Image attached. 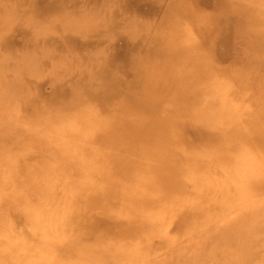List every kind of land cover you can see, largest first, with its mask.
Wrapping results in <instances>:
<instances>
[{
  "label": "rangeland",
  "instance_id": "rangeland-1",
  "mask_svg": "<svg viewBox=\"0 0 264 264\" xmlns=\"http://www.w3.org/2000/svg\"><path fill=\"white\" fill-rule=\"evenodd\" d=\"M226 6L225 0H0V80H7V83L0 82V142L5 138L9 142V145H5L7 150L0 148V193L5 195L0 197V217L7 221V227L12 226L10 220L20 222L25 225L27 234L31 230L26 226L35 215L37 219L44 215L50 221L56 213L66 215L73 205H78L73 201H84L90 190L101 187L99 180L110 175L106 165L98 167L97 162L91 163L96 157L90 158L88 153L63 148L62 144L59 147L54 145L66 138L77 142L78 137L91 135L95 131L94 123H114L123 112L118 106L123 99L122 91L135 83L141 86L143 80H139V76L144 71L152 76L161 77V73L170 75L171 82L158 89L160 96L163 95L164 104L177 96L174 94L177 90L183 91V96L196 94L190 96L194 98L186 108L195 106L199 101L208 108L210 100L216 101L197 96L201 92L192 88L189 83L191 77L206 81L211 78L215 67L238 68L253 59L247 52H242L244 49L240 41L231 38L234 21ZM194 20H201L208 28L212 27L211 32L214 28L213 41L200 38L194 44L193 38L200 37L192 24ZM189 31L192 35L187 38L184 33ZM170 33H173L175 42L170 52L173 54L171 63L162 59V49L165 43L170 42L165 41ZM189 40L191 45L187 44ZM184 44L187 47H183ZM184 48L195 52L192 51L188 67H182L183 75L180 76L175 70L181 66L174 60L176 62L180 54L187 51ZM259 66L264 70V66ZM198 71L200 77L194 75ZM257 76L252 74L251 77ZM152 78L155 80V76ZM96 88L103 89V94L108 96L103 99H109L108 102L88 101L89 93L97 92ZM248 88L251 89V86ZM79 93H83V96L77 98ZM67 95L70 99L64 100ZM242 98L244 105L237 104L242 108L254 102L250 94ZM19 109L22 111L19 112ZM196 123L197 120L184 128L189 141L210 139V135H201ZM66 124L70 126L62 130ZM19 139L28 145L32 143L27 152L17 147L12 151L14 141ZM51 143L54 144L53 148ZM144 145L149 143L144 142ZM93 154L97 155V152ZM7 157L19 159L25 165L23 171L15 172L12 163L5 166L3 161ZM106 163L100 162V165ZM91 169L96 172L92 173ZM31 170L34 171L28 173ZM227 171L229 168L225 167L214 173L223 177ZM76 173H84V176H76ZM110 176L111 181L120 182V174ZM84 184L92 188H86ZM185 189L192 193L193 184L187 182ZM114 204L110 202L102 208L114 209ZM262 206L264 203L260 200L252 206L245 204L232 212L229 223L223 221L216 228L204 226L205 231L197 232L189 240L185 237L182 243L174 245L176 247L165 243L171 244L179 233H187L190 227H184V224H170L167 227L166 222L161 229L145 225L144 233L151 237L147 240L138 236L140 247L136 246L135 249L123 246L122 258L130 259L137 250L150 252V256L158 255L150 264L157 261L155 264H183L184 261L208 264L205 259L216 263L221 258L218 254L223 253L230 259L227 264H264V211H256ZM244 214L246 218L241 226L246 231L250 228L246 220L258 218L259 231L250 245L245 242L247 234L233 232L235 227L230 224L242 219ZM166 216L156 215V218L163 221ZM213 216L217 215L214 213ZM144 218L149 220L153 217ZM96 219L103 221L105 218L98 213ZM49 229L45 226V230ZM137 229H133L131 235L139 232ZM120 230L125 228L121 227ZM41 232L34 234L29 243V246L35 247L37 255L29 256L24 247L20 252L24 250L22 255L28 256L22 257L25 262L20 260L21 256L17 257L16 264H50L48 258L39 255L41 247L35 245L43 239ZM131 235L124 244L130 245L138 238ZM226 239L231 242L225 243L223 240ZM15 242L22 243L24 240L16 236H0L3 256L14 257L12 249L6 246ZM146 247L153 250L149 251ZM213 249L220 250L214 255L211 252ZM51 253L56 254L57 251ZM136 257H140L141 262L149 261L148 256Z\"/></svg>",
  "mask_w": 264,
  "mask_h": 264
},
{
  "label": "bare ground",
  "instance_id": "bare-ground-1",
  "mask_svg": "<svg viewBox=\"0 0 264 264\" xmlns=\"http://www.w3.org/2000/svg\"><path fill=\"white\" fill-rule=\"evenodd\" d=\"M225 2L229 13L233 15L231 38L240 41L244 49L242 52H247L253 59L238 68L215 67L211 78L206 81L203 78L195 80L191 77L189 83L192 88L201 92L197 96L216 100H210L208 108L202 101L186 108L188 102L194 98L190 96L196 94L183 96V91L180 90L174 93L177 96L168 99V103L164 104L163 95L160 96L158 89L163 87L161 85L171 82L170 75L166 76V73H161V77L153 75L154 80L152 74L144 71L139 76V80H143L141 86L135 83L133 87L122 91L123 99L118 102V106L123 112L114 123L111 125L94 123L92 126L95 131L91 135L78 137L77 142L66 138L62 143L61 140L55 145L51 143L52 148L53 145L59 147L62 144L63 148L88 153L90 158L96 157L91 163L97 162V166L101 168L106 165L110 175L120 174V182L111 181L110 175L105 177L102 175L103 179L99 180L101 187L90 190L85 195L84 201L82 199L73 201L78 205H73L68 214L56 213L51 217V221L45 219L44 215L38 219L35 215L29 226H26L31 230L27 234L24 230L25 225L10 220L12 226L7 227V221L0 217V236H16L21 238V241L24 240L22 243L15 242L6 246L12 249L14 257L3 256L4 249L1 246L0 262L9 261L12 262L10 264H16L19 256L22 261H24L22 257H27L28 254L36 256L35 247L29 246V243L34 238V234L43 231L42 241L35 245L41 247L39 255L43 254L48 258L50 264H150L158 255L150 256V252L135 250L130 259L122 258L123 246L126 249H135L136 246L140 247L138 236L147 240L151 237L144 233L145 225L161 229L165 227L166 222L167 227L170 224H184V227H190L191 229L186 230L187 233H179L171 244L165 243L167 246L176 247L174 245L178 242L182 243L185 237L189 240L197 235V232L205 231L204 226L211 225L210 228H216L217 224L223 221L229 223L228 219L232 212L243 205L252 206L257 200L264 203V70L259 66H264V0H225ZM192 24L200 36L193 38L194 44L200 38L214 40V28L211 32L212 27L208 28L201 20H194ZM172 34L168 35L165 41L170 42L165 43L162 49V59L170 63L173 59V54L171 55L170 52L175 46ZM163 35L166 36V33L164 32ZM184 35L189 38L192 32L189 31ZM187 44L191 45V40ZM183 47L187 45L184 44ZM186 50L180 54L176 62L174 60V63L181 66L175 70L180 76L183 75V68L188 67L189 57L193 51L190 48ZM166 64L170 68V65ZM252 74L259 76L253 78ZM194 75L200 77L199 71ZM0 82L7 83V80ZM248 86H251V89ZM96 90L95 93H89L88 101L94 100L93 103L109 101L103 99L108 97L103 94V89L96 88ZM249 94L254 97V102L242 108L244 105L242 96ZM81 96L83 93H79L77 98ZM66 99H70L68 95L64 100ZM238 103H242V106L237 105ZM21 111L22 109H19V112ZM196 120L201 135H210V139L189 141L184 128ZM69 126V124L62 126V130ZM144 142L149 145L143 146ZM5 145H9L6 138L5 141L0 142V148L5 149ZM13 145L12 151L17 147L27 152L32 143L28 145L27 142L19 139L14 141ZM94 151L97 155L93 154ZM53 155L57 157L54 152ZM100 162L107 163L100 165ZM3 163L6 164L5 166L12 163V168L18 173L22 172V167L25 166L14 157H7ZM225 167L229 168V171L223 177L214 173ZM91 172L94 173L96 170L91 169ZM89 174L88 172L87 175ZM76 176H84V173H76ZM187 182L193 184L192 193L185 189ZM84 187L92 188L85 184ZM2 196L5 195L1 192L0 197ZM110 202L115 203L114 209L102 208ZM261 210L264 211V206L256 211L258 213ZM98 213L105 218L103 221L96 219ZM214 213L217 216H213ZM166 214L169 216L167 217ZM156 215L166 217L160 221L161 218L157 219ZM144 216L153 218L148 220ZM241 218L230 224L235 227L233 232L247 234L245 242L250 245L255 241V233L259 231L258 218L252 217L246 220L247 226H250L247 231L241 226L246 214ZM45 226L50 229L45 230ZM121 227L125 230H120ZM135 228H139L137 229L139 232L131 235ZM130 235L138 238L130 245L124 244ZM223 241L231 242L230 239ZM24 247L28 251L26 255H22L24 250L20 252ZM212 247L216 248V246ZM146 249L153 250L151 247ZM214 249L211 252L215 255L220 249L215 251ZM53 250L57 253L52 254ZM139 255L148 256L149 261L141 262L140 257H136ZM218 256L221 258L216 263L206 259L205 261L208 264L220 262L227 264L230 260L223 253ZM248 256L250 257L251 254ZM184 262L183 264H189L187 261Z\"/></svg>",
  "mask_w": 264,
  "mask_h": 264
}]
</instances>
